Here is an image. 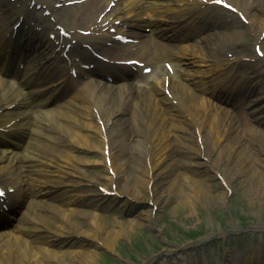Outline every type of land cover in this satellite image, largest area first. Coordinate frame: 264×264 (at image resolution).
<instances>
[{"label":"bare ground","instance_id":"obj_1","mask_svg":"<svg viewBox=\"0 0 264 264\" xmlns=\"http://www.w3.org/2000/svg\"><path fill=\"white\" fill-rule=\"evenodd\" d=\"M67 1L72 0H52V2L62 4L64 10L67 9L64 4ZM112 1L113 0H93L96 6L102 8L100 10L101 12L104 6L108 7L109 3ZM186 1H190L189 4L192 10H198L202 6L198 4L197 0ZM232 1L236 4H234V6L246 11L255 0L248 3L242 2V0ZM36 2V0H21L20 5L23 6L24 11L19 16L12 17L9 14V10L14 8L16 4H11L10 0H0V12L3 18H9V21L18 22L19 18L28 19L27 14H29V9L33 8L31 5L33 3L36 5ZM46 6H48V10L50 11L55 8V5L53 4L52 6L50 2H47ZM96 6H92V8L86 11L84 15H81V17L77 16L80 12L79 8L69 7L71 9H69L66 14H72L74 18H80L79 22L85 24V16L91 15L93 11L97 9ZM204 9L205 7L201 9L198 16L202 14ZM112 10L111 8L110 11L104 15L108 26H112V20H110ZM256 11L258 10H253V13L251 12L254 21L258 17ZM189 13L191 12L189 11ZM85 27L87 30L94 31L92 28H89L88 25H85ZM212 27H210V29H213ZM214 27L217 29L215 32L220 30V33L216 35L212 32L206 38L209 42L208 50L211 51L210 55L215 56L223 53V49L226 45H228L226 48L230 49L229 47L233 46V44L230 42H219L220 37L223 38L224 35H227L226 32H221L223 28L221 22H216ZM72 36L74 37V35ZM184 50H187V48H183L181 51L177 52L175 57L177 60H182L188 64L192 63V59L196 56L202 54L198 52L188 53ZM157 51L163 52L161 49ZM210 55L203 57L206 59L214 58V56L210 57ZM191 56H193V58H191ZM46 57L47 54L43 56L42 53L32 55L30 63L33 58L41 63ZM172 84L173 83H171L170 86ZM163 90L164 89L155 88L150 93V91L144 87L131 89L129 86H122L117 91H111L99 84H91L83 92L81 98L73 96L70 100L66 101V103L64 101L59 102L55 107L54 113L48 111L44 114H35L34 127L30 126L29 121H27L25 126L22 127L31 130V138L24 147L27 148L26 154H24L23 157L19 156L21 155L19 152L10 153V155L22 158L21 160L26 163L23 169L29 174L33 173L34 170L31 166H27V163L33 162L34 164L37 163L39 166L42 165V171L46 174L49 173V168L52 165V168L58 171L57 173L59 176L73 177L75 174L79 173V169L77 168L79 158L73 156V153H71L72 149H91L98 153L101 151L99 156L101 157V155H103V161H105L106 158L110 160L109 165L105 166V169L108 172L109 168H111L112 174H107L101 178L104 182L103 185H100L103 188V192L100 191L99 194H96L98 200L102 198L104 192L115 193L123 195L125 200L130 203L129 205L133 206L135 201H139L143 197V195L139 197L141 189L148 194V191H150V189L148 190V184L152 181L155 182L161 172L159 163L168 156L163 150L162 152H160L159 149L155 150L156 146H154V144L157 145L156 141L167 145L170 142V138L173 137L172 141L176 140V142L179 140L184 141L187 138H191L194 142L193 132L200 133V130L208 127V131H210V144L213 143L214 145L222 140L229 142V139H225L226 132L220 133L218 127L217 121H219L221 117L216 115V113L213 112V108H210L198 95L190 92L184 84L176 82L170 87V92L178 103L175 105L168 96L163 93ZM147 95L149 97L143 99L144 96ZM2 96V91H0V116L3 115L8 108L6 103H4L5 98ZM83 97L85 100L81 101ZM196 97H198V100H194ZM20 99L21 97L17 98L13 96L12 104L15 103L16 106L19 105ZM78 101L81 102L76 103ZM163 104H167L171 111L174 110L182 115L185 121L181 118L179 119L175 112L168 113V109L165 111L162 108ZM22 114L23 113L19 111L17 117ZM83 114L89 117L91 122L83 121ZM158 116H160L159 120H157V118H159ZM98 121L102 122L99 123ZM175 121H178V123H181L183 126L180 125V127H177L174 124ZM3 123L4 120L0 118V125ZM126 123H128L129 126H127ZM229 124H232L234 128L236 121L234 120V123H232L230 120ZM112 127L116 128L111 134L110 130ZM122 127H128L123 134H129L126 137L128 141L125 139L113 141V135L119 134L117 128L122 129ZM38 129H44L46 131L43 130L41 133H38ZM191 129H193V132H191ZM229 129L232 128L229 126ZM175 130H180L184 133L187 132L189 135L184 136L176 134L173 136L171 132ZM194 135L196 137V134ZM94 136H99L96 144L90 140ZM39 138L44 139V142L35 144L30 148L31 144H34V141ZM205 139L208 138L205 137ZM105 148L108 149L107 157H105L103 152ZM184 148H186L187 151L192 150L188 146ZM117 149L123 151L120 158L115 157V152L113 150ZM233 150L234 149L230 145L226 148L223 146L218 148L216 152L218 155L214 160L218 162L225 161L228 163V167L232 169L234 165L230 164L229 160L233 161V159L236 158V162L242 161L240 156L242 154H237L235 150ZM200 154L201 152L196 150L193 156H200ZM210 154L211 150L209 154L206 155L207 158L199 163L206 174L213 172V168L208 162L211 156ZM129 155L131 156L135 171L125 173L127 183L120 185L121 181H123V174L126 170L125 166ZM247 160L244 161L245 164H247ZM117 161H119L120 164H118ZM10 163L9 160L3 161V159L0 158V166H6ZM57 164L58 166H56ZM249 169H251L249 165H247L243 171L241 169L242 176ZM34 173L36 175H41L36 172V170ZM182 175L183 174H179L182 178L180 181L182 188L184 189L185 187L184 192L188 194V191H190V194L193 196L194 192L197 190H192L193 183L189 182L186 177H182ZM214 176L215 172L213 174V177ZM0 180L2 181L1 178ZM221 181L224 182V184L227 183L224 178L220 179V182ZM39 182L40 181H38V183ZM90 182L96 183L94 179ZM38 183H35V185ZM59 183L60 182L44 186V183L40 182L38 186L40 189L37 187L32 192L33 194H30L29 200L26 203V224H28V226L22 227V224H18L16 227V229H20L21 234L25 237L17 236L13 233L0 235V240H2L0 243V264H97L96 257H98L99 253L97 250L100 247L112 249V242H117L120 237H123V231L126 233L129 229L138 226L142 227L144 225L153 227L155 219L152 214L153 210L149 209L140 212L136 217H131L132 219L130 220L124 221L118 225L114 224L110 228H107L100 223L102 214H95L93 212L85 213L78 208H73L75 204L74 200L67 198L64 194L65 192L60 191L62 186ZM8 184L14 185L11 182H8ZM113 184L116 185L114 189H112ZM42 189H44L42 192L50 197V201L38 199L43 196L39 195V190ZM53 193L54 195H52ZM223 193L225 194V192ZM190 194H188L189 197ZM224 198L225 195L223 199ZM98 200H94L91 203H95ZM51 201L55 203H51ZM152 203L153 208L156 210L158 207L156 202ZM32 206L35 207L31 209L30 207ZM78 215H84L85 218L83 223L77 222L76 216ZM7 236H13V238L10 239ZM54 242H59V245L55 248H45V245ZM81 243L90 245L91 247L81 249ZM60 244H65L66 246H64V248L66 249ZM75 244L76 246L78 245V247L72 249ZM80 244L81 246H79Z\"/></svg>","mask_w":264,"mask_h":264},{"label":"rangeland","instance_id":"obj_2","mask_svg":"<svg viewBox=\"0 0 264 264\" xmlns=\"http://www.w3.org/2000/svg\"><path fill=\"white\" fill-rule=\"evenodd\" d=\"M60 18L73 26L67 16ZM258 18L261 20L262 15ZM252 25L256 31L260 30V26L263 27L258 20ZM232 40L240 43L246 41L244 33L233 36ZM213 72L225 74L226 70L219 67ZM236 114L242 116L240 112ZM238 115L233 117L239 119V123L232 130L225 121L218 122L220 133L226 132L225 139H229V142L222 140L210 144V131L207 127L203 131L201 146L191 138L176 142L171 137L167 145L156 141L155 150H163L168 156L159 163L161 172L155 182L148 185V194L141 189L139 197H143L135 201L132 207L126 203L125 197L120 196L104 197L97 211L88 207L80 208L85 212L103 214L100 223L110 228L136 217L140 212L153 210L152 202L158 206L152 211L155 219L153 227L144 225L129 229L126 233L123 231V237L112 242V249L100 247L97 250V264H233L245 258L254 264L264 262V128L257 124L246 125L245 119L242 121ZM174 124L177 127L183 126L178 121ZM171 134L186 135L180 130L172 131ZM116 135L117 139L127 140L129 134L122 135L119 132ZM91 141L97 143V140ZM229 145L237 154H242L241 162H236V158L229 160L234 165L232 169L225 161L214 160L218 155L217 149ZM185 146L192 150L187 151ZM196 150L201 154L194 157ZM210 150L208 162L213 172L206 174L199 163L207 158ZM75 152L74 156L79 158V177L69 176L63 180L68 186L67 195L78 198L95 195L98 193L97 184L88 186L92 184L89 181L94 179L103 184L101 178L106 176L98 157L100 152L91 149ZM246 160L247 164L244 163ZM117 163L120 164L119 161ZM247 165L251 169L242 176L241 172ZM125 167L120 185L127 183L125 173L135 171L130 155ZM179 174L193 183L192 190H197L193 196L190 191V197L184 192L185 187L182 188ZM220 178H224L227 183L221 184ZM75 184H82L77 186L79 191L70 187ZM84 218V215L76 216L78 223H83ZM81 244V249L91 247ZM62 246L64 248L66 245ZM77 247L75 244L72 249Z\"/></svg>","mask_w":264,"mask_h":264}]
</instances>
